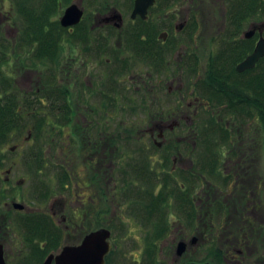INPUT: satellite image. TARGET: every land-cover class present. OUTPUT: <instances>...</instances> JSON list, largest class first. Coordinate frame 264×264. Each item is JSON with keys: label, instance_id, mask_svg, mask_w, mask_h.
<instances>
[{"label": "flooded vegetation", "instance_id": "flooded-vegetation-1", "mask_svg": "<svg viewBox=\"0 0 264 264\" xmlns=\"http://www.w3.org/2000/svg\"><path fill=\"white\" fill-rule=\"evenodd\" d=\"M239 2L155 0L144 19L132 16L135 0L129 17L107 0L90 12L93 1L70 0L83 12L78 23L63 26V12L41 19L44 73L37 90L21 95L35 93L29 104L53 100L48 155L39 145L31 152L53 177L28 195L16 161L0 174V264H264V114L252 106L264 56L253 68L237 66L261 35L245 32L264 19L225 16L230 31L219 36L230 45L205 64L203 35L192 34L191 49L181 35L200 28V9L227 14ZM5 68L10 103L19 87ZM124 201L138 207L132 234L109 225ZM102 229L110 246L99 263L82 245Z\"/></svg>", "mask_w": 264, "mask_h": 264}, {"label": "rangeland", "instance_id": "rangeland-1", "mask_svg": "<svg viewBox=\"0 0 264 264\" xmlns=\"http://www.w3.org/2000/svg\"><path fill=\"white\" fill-rule=\"evenodd\" d=\"M42 1V4H40ZM46 0H0V44L7 46V50L9 52V64L2 65V69H8L12 76L14 77L13 82L17 87L14 88L13 91H16L17 94H21V91H27L28 89L37 90V86L40 85L39 80L40 76L44 73L42 70V63L39 61L38 58V35H39V24L43 22L41 20L44 16L43 14L38 18L37 21L30 17V14H33V11L37 8V13L39 14L42 12L45 6ZM93 1L92 5L88 8V11L96 10L99 8L100 2H105L106 0H87ZM96 1V2H95ZM111 3L112 7L119 8L122 10L125 15L129 17L131 12V3L133 0H107ZM70 0H61L60 2V9L57 11L54 7L53 12L48 17H58L62 15L65 8L69 5ZM24 8V12L21 11ZM36 9V10H37ZM171 9H167V12H170ZM200 28L193 29V24L188 26L186 30L181 32V35L184 36L183 42L187 44V48H195L196 43L199 40H194L193 35H197L199 38L202 36L203 40L202 48H203V61L205 59L204 64L208 61V56L212 50H223L225 46L230 45V39L228 37H222L219 35L227 34L226 32L229 30L226 27L224 17L226 15V9H214V8H204L200 9ZM166 12V11H165ZM48 13V11H46ZM31 21H34L31 23ZM52 23L54 26L55 24L58 25V21H46V24ZM157 26V23H155ZM60 25V24H59ZM61 26V25H60ZM248 28V27H247ZM151 32V29L148 28ZM227 30V31H226ZM108 32H112L107 30ZM64 31H62L63 33ZM228 35V34H227ZM216 39V42L214 41ZM258 36L253 39V43H255ZM226 48V47H225ZM2 81H0L1 83ZM21 87V89H20ZM24 89V90H23ZM20 92V93H19ZM39 96H43V94H39ZM34 94H26L21 95L23 102L29 104L31 98H35ZM53 100H47L46 98L43 99L42 102H35L31 103L33 106L29 107V109H25L23 121L25 124L24 129H19L14 131L9 141L4 143L1 148L0 152V174L2 176H6L5 169L12 165L13 161L17 163L14 165L15 168V176H21L26 178L25 187H28L26 194L33 195L35 194L36 190L34 191L33 188L41 187V182H52L53 173L52 168L46 167L42 170L38 171L37 165L35 166V158H33L32 153L36 151L34 148L36 145L41 146V150L44 151L48 155L49 145L53 142L54 132H53V122L54 117L49 116L48 111L50 109V103ZM29 106V105H27ZM27 108V107H26ZM256 113H260L259 109H255ZM47 114V115H46ZM140 118L142 119L144 116L141 113ZM41 117L44 118V121L40 120V122L36 121ZM50 119L51 123H46V119ZM264 117V116H263ZM42 121V123H41ZM140 121V119H139ZM137 122V121H136ZM38 123L42 124V128L45 127V132L43 136H41L42 132H38L36 126ZM143 124V122H142ZM33 128L32 137H29V130ZM50 136H49V135ZM17 146L15 152H11L12 146ZM20 146V147H19ZM22 147V149H21ZM43 154V153H42ZM46 160H48L46 158ZM134 172V170H133ZM135 173V172H134ZM43 180V181H41ZM144 183V182H143ZM142 183V184H143ZM144 183L145 188L147 190L152 189L153 186L147 185ZM155 190L158 191L160 185L157 184L155 186ZM146 191V190H145ZM143 201V200H142ZM147 202V201H146ZM144 203V204H143ZM142 204L146 207L147 203L143 202ZM139 203V207H140ZM130 205V204H129ZM129 205L124 201L121 204V208L119 207L118 211L115 214H112L110 211L109 214V225L112 228H116L118 234H120L123 227L125 229H130L131 234L136 232V203H133L132 210H130ZM168 206V205H166ZM148 209V208H147ZM133 211V212H132ZM178 218L177 215H173L172 219ZM216 219V218H215ZM217 223L218 220H215ZM124 240H127L124 239ZM128 240H132L131 237ZM140 256H144L141 254Z\"/></svg>", "mask_w": 264, "mask_h": 264}, {"label": "trees", "instance_id": "trees-1", "mask_svg": "<svg viewBox=\"0 0 264 264\" xmlns=\"http://www.w3.org/2000/svg\"><path fill=\"white\" fill-rule=\"evenodd\" d=\"M241 3H237L238 5L235 8L228 9L227 14L225 15L226 17H230L233 15H237L240 18L245 17L246 15H249L253 18H263L264 19V0H239ZM42 4V1H40ZM50 3V4H49ZM55 9L58 8L59 4L52 3V0H46L45 1V6L42 12L39 14L37 13L38 9L33 11V14H30V17L32 19H40V16L43 14V16L49 15L53 12ZM48 11L46 13L45 11ZM24 12L23 10H21ZM243 21V20H241ZM34 21H31V23ZM239 28L243 27L245 24L244 22H238L236 24ZM226 27H228V31L226 32L227 34L230 31L231 24L229 22L226 23ZM7 46L1 45L0 44V94H3V97H0V147L9 141V138H11L12 134L14 131H17L19 129H24L25 124L23 121L24 117V112L25 109H29V107L33 106L32 104H26L23 102L21 98V94H17L16 91H13V97L11 99V102L8 103L6 101V96L5 95V90H6V77H4V68L2 69V65L9 64L10 58L9 52L6 49ZM264 60V58H263ZM213 82L212 78H209L207 82ZM205 85H208L205 83ZM13 86V85H12ZM253 91H254V97L257 98V100H254L253 102V107L258 108L260 113L263 115L264 114V72L261 74V72L253 78ZM225 87L231 88L229 85H226ZM15 87L13 86V89ZM227 91V90H226ZM20 93V92H19ZM263 98V99H262ZM29 105V106H27ZM27 107V108H26ZM42 123V121H41Z\"/></svg>", "mask_w": 264, "mask_h": 264}, {"label": "water", "instance_id": "water-1", "mask_svg": "<svg viewBox=\"0 0 264 264\" xmlns=\"http://www.w3.org/2000/svg\"><path fill=\"white\" fill-rule=\"evenodd\" d=\"M155 0H135L134 9L132 12V16L136 17L140 15L144 19L147 16L148 9L150 6L153 5ZM64 14L61 17V23L63 26H71L78 23L81 20L83 15L82 10L76 4L69 5L66 9ZM260 29V39L258 40L254 51L249 54L244 61L240 63L238 66L239 71H243L248 68L255 67V64L264 56V24L262 25H253L252 28L245 32V37H252L256 30ZM110 232L107 229H102L100 231H96L92 233L89 237H87L86 242L82 245V250L85 251H92V257L94 261H98L99 263L102 262L103 256L105 252L109 249V242L107 240ZM183 245H180V251H183ZM189 264H199V263H189ZM202 264H212L209 262H205Z\"/></svg>", "mask_w": 264, "mask_h": 264}]
</instances>
